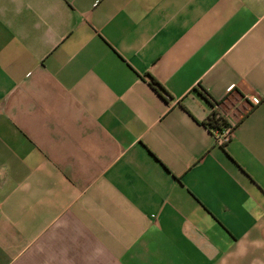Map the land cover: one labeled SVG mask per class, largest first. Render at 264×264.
I'll use <instances>...</instances> for the list:
<instances>
[{"label":"crops","instance_id":"1","mask_svg":"<svg viewBox=\"0 0 264 264\" xmlns=\"http://www.w3.org/2000/svg\"><path fill=\"white\" fill-rule=\"evenodd\" d=\"M0 264H264V0H0Z\"/></svg>","mask_w":264,"mask_h":264},{"label":"trees","instance_id":"2","mask_svg":"<svg viewBox=\"0 0 264 264\" xmlns=\"http://www.w3.org/2000/svg\"><path fill=\"white\" fill-rule=\"evenodd\" d=\"M153 84H156L153 80L151 81ZM207 126L212 130L216 131L218 134L228 126L226 121L221 118L217 113L212 112L211 115L208 117L206 122ZM224 144V143H223Z\"/></svg>","mask_w":264,"mask_h":264},{"label":"built area","instance_id":"3","mask_svg":"<svg viewBox=\"0 0 264 264\" xmlns=\"http://www.w3.org/2000/svg\"><path fill=\"white\" fill-rule=\"evenodd\" d=\"M253 102L256 103L257 102V99H253ZM218 115L225 119V116L228 115V112H224V111H218ZM232 131H233V127L232 126H227L225 127L218 135V139L222 142V143H225L229 140V138L231 137L232 135Z\"/></svg>","mask_w":264,"mask_h":264}]
</instances>
